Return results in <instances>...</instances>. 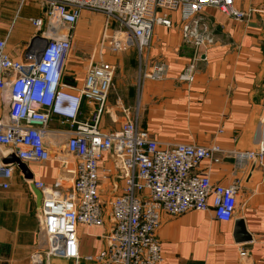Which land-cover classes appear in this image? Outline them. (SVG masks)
<instances>
[{
    "label": "built area",
    "instance_id": "2783aa9c",
    "mask_svg": "<svg viewBox=\"0 0 264 264\" xmlns=\"http://www.w3.org/2000/svg\"><path fill=\"white\" fill-rule=\"evenodd\" d=\"M38 2L43 17L29 19L34 35L19 58L7 47L21 7ZM235 0H17V12L0 38V193L8 191L15 166L2 157L13 153L22 163H44L51 159L50 147L60 146L74 157L75 176L69 188L60 181L52 185L27 181L40 192L39 213L45 226V245L32 256L80 258L79 227H102L105 213L111 225L102 236L103 246L95 256L97 264H166L155 236L161 216L170 218L190 211L208 209L219 222H231L239 205L240 182L213 184L208 166L221 154L218 146L192 144L162 145L140 127L138 111L126 115L117 130H103L101 120L111 91L116 66L101 59L91 61L83 82L68 86L64 81L66 63L74 48V31L85 12L104 17L99 37V56L134 51L137 57V88L145 81L168 78V65L152 59L149 51L155 27L176 30L182 44L191 46L193 56L176 80L191 84L196 67L214 46V26L204 16L214 8L237 21L248 13L238 10ZM261 115L254 130L253 148L238 156L252 161L264 172V92ZM90 107L87 112L86 108ZM66 126L54 134L50 122ZM111 166H104L106 158ZM68 166V161L63 160ZM111 181L106 212L100 185ZM105 209V211H104ZM247 251L240 249L239 257Z\"/></svg>",
    "mask_w": 264,
    "mask_h": 264
},
{
    "label": "crops",
    "instance_id": "0c3cea01",
    "mask_svg": "<svg viewBox=\"0 0 264 264\" xmlns=\"http://www.w3.org/2000/svg\"><path fill=\"white\" fill-rule=\"evenodd\" d=\"M17 3V0H11ZM238 10L252 13L249 20L237 21L211 7L204 9L214 26L215 44L204 51L205 59L196 67L191 84L178 82L180 74L193 56L191 46L183 45L176 30L155 27L152 59H161L168 65V78L160 82L145 81L137 88V57L131 51L100 58L116 66L113 84L101 120L103 130H117L126 115L138 111L140 127L162 145L192 144L200 147L216 145L222 151L207 166L213 184L232 185L240 182L239 205L231 222H219L213 216L212 201L208 198L206 211L170 218L161 216V225L155 236L159 241L166 264H264V172L255 162L239 157L253 148L254 130L261 115L264 92V0H235ZM88 12L82 14L74 31L80 35L96 30ZM90 19V20H89ZM1 30L4 38L8 27ZM7 27V28H6ZM101 30V29H100ZM15 28L7 42L11 57L19 58L22 48L13 41ZM34 33L31 35V37ZM30 37V39H31ZM73 38V40H74ZM89 40V38L87 39ZM74 48L66 63L63 81L68 86L83 82L91 61L93 48L86 45L83 59ZM135 55V53H134ZM136 56V55H135ZM91 109L86 108L87 112ZM49 130L63 132L67 128L58 119L50 122ZM59 146L51 145V159L44 163L27 164L33 180H26L15 168L8 191L0 193V264H97L95 256L102 248L103 237L111 225L105 213L102 227H79L78 253L80 258H47L44 254L33 258L40 247L39 203L36 189L27 181L52 185L57 181L69 188L75 176V158L61 145L65 139L56 136ZM68 161V166L64 165ZM104 166H111L107 157ZM111 181L100 185V195L106 212L109 208ZM38 191V190H37ZM104 209V211H105ZM241 219L251 241L236 243L234 225ZM240 249L247 251L239 257Z\"/></svg>",
    "mask_w": 264,
    "mask_h": 264
},
{
    "label": "rangeland",
    "instance_id": "374dc122",
    "mask_svg": "<svg viewBox=\"0 0 264 264\" xmlns=\"http://www.w3.org/2000/svg\"><path fill=\"white\" fill-rule=\"evenodd\" d=\"M17 12V3H13L11 0H0V27L1 30L6 25L8 27L10 21L13 19L14 15ZM36 17H43V8L39 5L38 2H27L21 7V11L19 13V16L16 18L14 27L15 28V34L13 41H16L18 45L24 46L29 43L31 35L34 33L33 28L31 25H29V19L36 18ZM89 17L91 18V22L93 23V26H91V29L93 30V27L96 28V30H93L92 32H86V34L80 35V30H77L75 33L74 43L75 48H79L78 55L80 57H83V59H87V57H91V54H85L86 51V45H89L90 50L93 48V55L95 56V62H98L100 60L99 57V37L101 28L103 27L104 17L90 13ZM90 20V19H89ZM6 27V28H7ZM89 38V40H87ZM128 52V51H126ZM130 53L132 58H135L134 51H131ZM106 54H108V51H105ZM125 53V52H122ZM104 54V51H103ZM102 54V55H103ZM120 55V54H119ZM105 59V58H104ZM136 59V58H135ZM107 60V59H106ZM138 66V64H137ZM137 66H136V72H137ZM116 74V70H115ZM60 147V146H59ZM61 149H64V146L61 145Z\"/></svg>",
    "mask_w": 264,
    "mask_h": 264
},
{
    "label": "water",
    "instance_id": "95a60500",
    "mask_svg": "<svg viewBox=\"0 0 264 264\" xmlns=\"http://www.w3.org/2000/svg\"><path fill=\"white\" fill-rule=\"evenodd\" d=\"M2 162L4 164H11L16 167V169L20 172V174L23 175V178L26 180H33V174L30 172L28 166L26 163H22L13 153L8 154L6 157H2ZM36 194L38 195V201H40V192L36 190ZM38 222H39V233L37 239H39L40 245L46 244V237H45V226L43 222V218L41 215L38 216ZM234 233V241L236 243H242V242H249L251 241V236L249 233L245 231L243 221L239 219L236 221L233 229Z\"/></svg>",
    "mask_w": 264,
    "mask_h": 264
}]
</instances>
